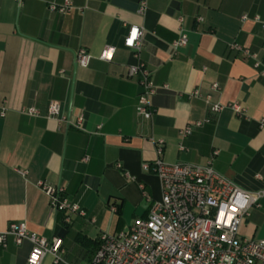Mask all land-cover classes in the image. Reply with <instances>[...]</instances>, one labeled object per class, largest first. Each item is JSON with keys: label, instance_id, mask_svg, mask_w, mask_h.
I'll return each mask as SVG.
<instances>
[{"label": "crops", "instance_id": "crops-1", "mask_svg": "<svg viewBox=\"0 0 264 264\" xmlns=\"http://www.w3.org/2000/svg\"><path fill=\"white\" fill-rule=\"evenodd\" d=\"M66 2L72 11L50 12ZM138 7L139 0H0V231L24 224L60 238V264H88L103 234L147 217L162 192L144 165L157 159L201 166L217 152V174L244 192L264 191V76L232 49L264 61V0H148L142 16ZM129 27L142 30L139 61L159 89L151 121L136 116L140 78L128 71L138 60L123 47ZM182 34L187 45L174 52ZM108 46L110 63L99 60ZM81 49L91 56L87 68L75 64ZM195 91L200 98L190 97ZM208 96L212 105L238 104L246 119L229 109L211 114ZM51 103L60 106L57 118L47 115ZM31 108L38 117L22 113ZM195 123L202 126L182 139ZM39 184L63 188L86 217L65 227ZM259 205L240 228L242 240L264 241V199ZM30 251L9 239L0 264H27Z\"/></svg>", "mask_w": 264, "mask_h": 264}, {"label": "built area", "instance_id": "built-area-1", "mask_svg": "<svg viewBox=\"0 0 264 264\" xmlns=\"http://www.w3.org/2000/svg\"><path fill=\"white\" fill-rule=\"evenodd\" d=\"M21 3L24 0H15ZM148 0H139L137 14L142 16L147 9ZM74 8L66 2L63 6L52 5L50 12L61 15ZM243 21L247 17L242 18ZM200 21V20H199ZM187 36L182 34L173 42L172 49L187 45ZM142 46V30L129 27L123 40V47L131 52L138 63L129 67L128 77H139L141 93L136 106V116L143 121H151L154 116L152 99L159 89L154 86L151 74L139 61ZM232 49L253 62L254 69L264 76V61L249 50L237 45ZM115 48L106 47L99 60L110 63ZM91 56L85 49L75 55V64L87 68ZM213 91L218 86L212 87ZM200 98L198 91L190 95ZM211 114L218 115L229 109L240 119H246V110L238 104L212 105L210 97L205 100ZM29 117H38L35 109L23 110ZM60 106L51 103L48 106L49 118H57ZM4 115L2 114V117ZM82 120L73 124L80 128ZM207 122V121H206ZM202 123H195L180 132L182 139L187 138ZM260 131H264V119L258 122ZM164 143L156 142L158 155ZM179 150L184 151L182 145ZM218 155L214 152L211 159L201 166L186 164L169 165L157 159L152 166L144 165L161 183V199L154 202L146 218L136 219L127 229L115 234H103L99 238V247L88 264H264V241H247L240 238V228L249 217L252 208H259L264 199V191L247 193L240 190L231 181L217 174L213 163ZM24 178L26 172L18 171ZM40 190L48 198L51 212L64 214V223L71 224L72 216L85 218L86 214L77 203H71L61 187L39 184ZM11 239L16 246L28 243L31 251L27 264H43L47 257L54 264L62 262L63 242L60 238L47 240L28 231L24 224H11L7 230L0 231V247L5 248Z\"/></svg>", "mask_w": 264, "mask_h": 264}, {"label": "trees", "instance_id": "trees-1", "mask_svg": "<svg viewBox=\"0 0 264 264\" xmlns=\"http://www.w3.org/2000/svg\"><path fill=\"white\" fill-rule=\"evenodd\" d=\"M69 225H70V224H69ZM69 225H67V224L64 223V226H65V227H68ZM98 247H99V240H98V246H97V249H98ZM96 251H97V250H96ZM95 253H96V252H95Z\"/></svg>", "mask_w": 264, "mask_h": 264}]
</instances>
